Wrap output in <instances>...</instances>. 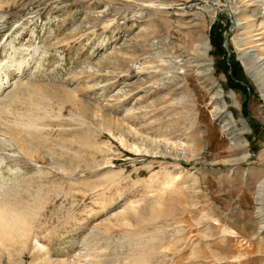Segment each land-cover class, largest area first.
<instances>
[{
	"label": "rangeland",
	"instance_id": "obj_1",
	"mask_svg": "<svg viewBox=\"0 0 264 264\" xmlns=\"http://www.w3.org/2000/svg\"><path fill=\"white\" fill-rule=\"evenodd\" d=\"M0 211V264H264V0H0Z\"/></svg>",
	"mask_w": 264,
	"mask_h": 264
},
{
	"label": "bare ground",
	"instance_id": "obj_2",
	"mask_svg": "<svg viewBox=\"0 0 264 264\" xmlns=\"http://www.w3.org/2000/svg\"><path fill=\"white\" fill-rule=\"evenodd\" d=\"M236 27H239L240 29H244L245 27H246V25L244 24L243 26L242 25H239V24H237L236 25ZM248 53H246V52H243L241 55H240V60H241V62H242V64L244 65V68H246L247 67V64H246V61H247V55ZM13 136V135H12ZM13 138L16 140V138H15V136H13ZM14 140V141H15ZM13 142V141H12ZM16 142V141H15ZM17 143H18V141H17ZM19 145H21V147H22V144H20V143H18ZM18 145V148L20 147ZM28 156V155H27ZM28 158V157H27ZM6 206H7V203H6ZM9 207V206H8ZM6 212H4V211H0V236H2V239L4 238V239H6L7 241H8V239L9 238H11L12 236H14V235H12V232H11V227H10V223H12V225H13V227L14 228H16L15 227V224L17 223L16 221V219H13V216L12 217H9L8 215V217L9 218H11L12 220L11 221H7V220H10V219H8V217L6 216ZM14 217L16 218V216L14 215ZM13 220H15V221H13ZM7 221V222H6ZM19 222V221H18ZM23 222V221H22ZM20 224L19 225H22V223L21 222H19ZM11 225V226H12ZM17 226V225H16ZM12 227V228H13ZM23 234V233H22ZM20 238V237H19ZM18 239V238H17ZM14 241V240H13ZM3 251V250H2Z\"/></svg>",
	"mask_w": 264,
	"mask_h": 264
}]
</instances>
